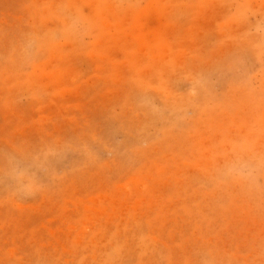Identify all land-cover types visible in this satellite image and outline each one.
I'll use <instances>...</instances> for the list:
<instances>
[{
    "label": "rangeland",
    "instance_id": "1",
    "mask_svg": "<svg viewBox=\"0 0 264 264\" xmlns=\"http://www.w3.org/2000/svg\"><path fill=\"white\" fill-rule=\"evenodd\" d=\"M0 264H264V0H0Z\"/></svg>",
    "mask_w": 264,
    "mask_h": 264
}]
</instances>
